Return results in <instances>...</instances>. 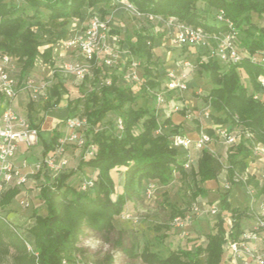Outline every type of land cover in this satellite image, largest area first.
Here are the masks:
<instances>
[{
    "label": "trees",
    "instance_id": "obj_1",
    "mask_svg": "<svg viewBox=\"0 0 264 264\" xmlns=\"http://www.w3.org/2000/svg\"><path fill=\"white\" fill-rule=\"evenodd\" d=\"M17 1L36 11L29 13L17 2L0 0V53L21 64L23 77L36 66L38 59H41L43 64L54 66L52 46L68 37L67 26L70 19L83 16L85 7L95 8L100 4H108L111 0ZM128 1L144 16L152 15L163 19L174 17L180 22L203 27L210 32L227 31L225 25L217 26L206 22L197 9V4L202 2L217 12L223 10L225 17L233 23L239 35L244 34V37L238 39L241 50L247 52L264 50V26L253 22V14L264 18V0ZM40 9L49 12L45 18L39 12ZM100 11L104 17L106 11L101 8ZM44 45L49 47L41 51L40 47ZM157 45L154 35L142 31L129 46V53L133 59H138L140 66L144 65L145 80L142 83L148 89L157 82L156 68L160 63L154 59L153 53ZM221 64L214 60L200 64L209 83L213 85L206 99V104L213 110L210 120L212 123L238 124L240 129L253 135L255 143L264 145V102L254 98L256 94L263 93L258 77L264 74V70L246 59L236 65ZM108 69L105 65L93 61L92 89L85 92L88 80L86 77L80 86V96L68 101L65 111L51 112V109L58 106L68 93L62 80L54 82L46 89L45 97H42L44 115L38 122L34 117L37 112L35 101L28 103L26 119L29 128L38 133L37 140L42 146L43 159L60 145L59 140L64 135L55 127L50 141L46 142L40 135L45 119L53 117L62 122L67 117H75L73 110L77 105L82 106V118L88 122L87 145H95L96 152L93 157H82L76 169L62 171L57 177L53 178L47 171L36 175V178H44L40 187V198L46 207V213L35 214V222L25 230V235L14 232L11 223L0 215V263L10 257L11 264H63V261L73 264L75 256L81 251L78 244L89 230L103 235L105 242H112L110 236L115 232V218L123 213L127 202L142 199L147 182L157 181L167 186L176 173L186 179L190 170L195 185L190 198L194 202L199 197L207 196L208 189L204 184L208 181H217L224 170L225 164L220 153L212 152L209 148H204L200 152L196 167L186 169L187 159L181 158L186 151L174 147L171 142L173 135L181 133L179 125H174L170 117L163 119L161 123L158 107L156 109L136 107V96L131 87L122 80L124 71L120 77L108 76ZM239 70L246 73L250 88L242 82ZM108 77L111 78L109 84L102 80ZM3 99L4 97L0 95L1 102ZM2 112L3 107L0 106V116ZM111 112L120 113L119 119L123 122L121 132L116 126V133L109 129L97 128ZM182 115L185 116L184 113ZM235 117L238 118V123L235 122ZM164 128L170 130L167 132ZM160 130L164 132L160 133ZM197 130L201 131V125H197ZM204 131L218 141L210 127H206ZM249 145L250 141L242 138L238 146L228 150L227 177L230 182H233L235 174L247 169L252 155ZM120 167L125 168L124 185L122 193L117 194L111 172ZM86 168L95 172L93 196H90L88 191H81L80 187H73L68 183L76 172ZM252 182L253 179L249 184ZM19 193L20 189L16 187L7 190L1 196V206L10 205ZM258 194L264 195V189H260ZM230 195V190L220 195V211L216 215L214 231L207 235L205 245H197L193 250L178 247L167 256H162L145 246L138 252L134 245L124 246L122 232L118 233L112 244L128 257L137 258L144 264H221L227 243V231L222 214L226 212L231 215L235 229L231 235L233 240H237L242 233L241 220L246 216L244 211L232 207ZM188 211L189 207L172 208L170 222L177 217H185ZM163 228L170 229V225L156 226L157 231ZM26 241L39 253L38 258L28 251ZM114 263V255L108 252L97 264Z\"/></svg>",
    "mask_w": 264,
    "mask_h": 264
},
{
    "label": "rangeland",
    "instance_id": "obj_2",
    "mask_svg": "<svg viewBox=\"0 0 264 264\" xmlns=\"http://www.w3.org/2000/svg\"><path fill=\"white\" fill-rule=\"evenodd\" d=\"M8 1L17 2L20 6L25 7L29 13H34L36 11L23 2L17 0ZM100 8L106 11L104 17H102ZM197 9L207 23L221 26V23L216 19L217 11L202 2L197 4ZM39 12L42 13L44 18L45 15L49 13L45 9H40ZM95 15L101 16L104 20L108 21L111 33L117 37V41L113 42L117 57L116 63L107 70L108 76L117 75L120 77L123 68L119 63L133 59L129 53V46L131 42L136 40V35L138 33L147 31L156 37L158 45L153 49V53L154 59L160 63L156 68L157 82L155 86L149 89L145 88L143 84L145 80V75H143L144 65L142 64L138 70L141 80L130 86L132 92L136 96V107L140 106L152 109L157 106L153 92L164 88L167 70H173L175 73L184 72L187 73L188 89L183 92L187 91V93L167 92L165 95L166 105L164 104L165 108H163V111H171V108L176 109V107H178L179 110H175V112L184 113L185 116H187L189 125L192 126L194 131L197 130L198 124L202 127H206L207 124H212V121L206 119L202 113L207 110L206 99L213 85L209 83L205 76L206 73L197 60L196 51L194 49L179 48L173 43L174 26H169L166 22L159 19L151 21L145 17L138 18L129 11L123 9L117 0H111L108 4H100L95 8L85 7L83 9V16L69 20L67 26L69 31L68 37L65 40L58 41L52 46L53 67L50 64H43L42 60L38 59L36 66L21 77V64L13 61L12 65L14 69L11 75L19 83L17 98H23L21 99L22 101H19L20 106L23 108L18 111L23 117L27 118V105L30 101L34 100L37 110L34 117L37 122L40 120L44 115V100L42 97H45L46 89L56 81L62 80L68 93L58 106L51 109L52 113H60L62 110L65 111L68 101L80 96V86L83 81L77 78L72 72H66L65 67L66 65L75 66L82 64L83 60L75 49L66 50L64 42L73 38L77 32L85 29L89 25L90 19ZM253 22L264 26V18L257 17L255 14H253ZM239 37L238 39L240 40L244 37V34L239 35ZM48 47L49 45H44L40 47V50L44 51ZM136 60L139 61L138 59ZM186 62L189 63L187 66L185 65ZM239 72L242 82L250 88L246 73L241 70H239ZM54 74L57 78L56 76L54 77ZM87 77L88 80L86 81L85 92H89L92 89V82L94 79L92 70ZM110 79L111 78L108 77L106 80H102L109 81ZM34 89L37 90L35 99L33 98L35 94ZM172 93L174 94L172 95ZM2 103L3 102L0 100V106ZM73 112L75 117L82 118L83 109L81 105H77ZM211 113H213V110H211ZM119 114V112H111L97 128L109 129L116 133L117 130L115 126L120 117ZM165 115L166 114L163 113L162 116ZM66 119L62 122L54 121V124L57 123V129L64 135H68L69 133L65 127ZM160 122L162 123L163 120H160ZM52 127H54V125L50 128ZM169 130L170 129L166 131L168 132ZM159 132L162 133L164 130H160ZM87 133L88 131L86 129L84 134L87 135ZM38 145L39 146L35 147L36 149L30 146L29 150V153L32 154L36 160L42 159L40 142H38ZM61 146L64 148V156L68 159V165L63 171L76 169L83 157V151L69 142H65L61 144ZM209 148L218 152V154L220 153L221 160L224 162L225 167L217 181H213L211 185L206 184L208 189L206 197H199L196 201L192 202L190 194L191 191L195 189V185L190 170H188V177L186 179L176 174L172 182L167 186L161 185L159 182H147V184H145V191L143 192L142 199L133 203L128 202L123 213L115 218V232L110 236L111 241L113 242L117 239L118 233L122 232L123 244L125 247L134 245L138 252H140L145 246H148L150 250L162 256H167L170 251L178 247L193 250L197 245H205L207 235L214 231L216 222L217 214H213L211 209L214 208L216 211H220V195L228 191L226 184L229 182L227 177V146L218 140L210 144ZM191 150L192 153H190ZM200 152L199 149L192 146L188 151L183 152L184 155H182L181 158L191 159V165L194 167V163L196 162L197 156L200 155ZM258 159L264 164L263 158L260 160L258 157ZM94 177L95 174L93 172L84 169L76 172L72 180L68 183L73 187L79 188L83 183H86ZM35 180L34 186L29 187V185H25L10 205L2 207L0 204V215L5 217L12 225H15L21 234H24L25 230L33 225L35 222V214L44 215L46 213V207L43 204V200L40 198V187L43 183V179L35 177ZM260 189H262L260 184L254 179L250 191L240 184H236L230 189V204L232 207L234 206L244 211L246 215L241 220L243 221L241 226L245 230H249L255 225V221L264 209V195L260 196L258 194ZM87 193L93 196L94 190H89ZM113 197L115 198L116 195ZM186 207H189V211L185 214V217H183L185 218V224L183 227L178 228L173 225V222H170L171 210L172 208L184 209ZM222 215L224 217L226 231L230 229L233 230L234 227L231 215L226 212ZM161 224L170 225V229L163 228L157 231L156 226ZM260 237L261 241L258 246L261 250H264V230L261 231ZM112 242H105L103 235L89 230L78 244L81 251L75 256V263L73 264H97L108 252L114 255V264H144L137 258H131L125 255L120 248L114 247ZM11 261L12 259L9 257L7 261L0 264H11Z\"/></svg>",
    "mask_w": 264,
    "mask_h": 264
},
{
    "label": "built area",
    "instance_id": "obj_3",
    "mask_svg": "<svg viewBox=\"0 0 264 264\" xmlns=\"http://www.w3.org/2000/svg\"><path fill=\"white\" fill-rule=\"evenodd\" d=\"M119 5L129 11L138 18L145 17L151 21L156 19L166 22L169 26L175 27L173 43L179 48L194 49L200 64L209 60L218 61L226 66L236 65L243 60H248L252 64L261 67L264 70V50L256 52H247L239 48V33L234 28L233 23L225 17L223 10H219L216 19L221 25L227 26L225 32H210L203 27H194L176 18L171 17L168 20L158 16H144L136 11L135 7L128 0H117ZM117 41V37L111 33L109 22L101 16L95 15L90 19L89 25L82 31L77 32L73 38L64 42L65 48L75 49L83 60L82 64L75 66L66 65V72H72L81 81L90 74L92 63L105 65L110 68L116 63V54L113 42ZM13 59L0 53V95L4 97L3 112L0 116V196L7 190L16 187L20 190L25 187L39 173L47 171L53 178L57 177L68 165V159L64 156V148L61 144L69 142L83 151V157L90 158L95 155L96 147L93 144L87 145V137L84 134L88 126L85 118L72 117L65 122L68 135L60 138V145L48 154L45 159L31 161L24 158L20 161L16 160V153L20 144L31 146L37 142V131L29 128L28 120L23 117L14 107V101L18 96V81L11 75L14 69L12 65ZM188 62L185 63L187 66ZM123 68L122 80L128 86L139 82L138 70L140 62L131 59L120 62ZM108 84L109 81H106ZM187 73H175L173 70H167L166 83L164 88L154 91L155 102L158 108L162 107L166 102L165 95L167 92H183L188 89ZM261 84L262 95L256 94L255 99H261L264 102V74L258 77ZM35 99L37 90L34 89ZM206 111L202 115L206 119H211V107L206 104ZM179 110L178 107L175 109ZM238 123V118L235 117ZM202 127V126H201ZM206 127H210L214 131V137L224 143L228 150L240 144L242 138L250 141V149L252 152L251 160L247 169L242 173L234 175L233 182H228L226 188L230 190L236 184H243L250 191L251 184L249 181L254 179L264 189V164L259 161L258 157L263 158L264 162V145L254 142L253 135L246 130L239 128L234 124L212 123ZM202 127L196 140H192L187 136L177 133L171 137L172 145L176 148L188 151L192 146L202 151L209 148L210 144L215 143V139L207 134ZM118 131L123 130V122L118 119L116 122ZM210 149V148H209ZM211 150V149H210ZM212 152H216L211 150ZM192 160L187 158L185 168L192 167ZM95 187V178L83 183L80 186L81 191H89ZM150 188V185H149ZM150 191V189H149ZM213 214H217L216 209H211ZM185 218L177 217L173 221V225L181 228L185 224ZM11 229L21 235L19 230L11 224ZM264 230V209L255 221V225L249 230L243 229L237 240H233L231 235L234 229L226 232V246L224 248L223 261L229 260L232 264H264V250L259 248L261 241V231ZM29 252L38 258L39 253L34 249L33 245L25 242ZM222 261V263H223ZM63 264H67L63 261ZM96 264V263H89Z\"/></svg>",
    "mask_w": 264,
    "mask_h": 264
},
{
    "label": "crops",
    "instance_id": "obj_4",
    "mask_svg": "<svg viewBox=\"0 0 264 264\" xmlns=\"http://www.w3.org/2000/svg\"><path fill=\"white\" fill-rule=\"evenodd\" d=\"M186 92H183V94H186ZM174 93H172L173 95ZM21 99H23L22 97L19 99L17 98L15 100V109L18 111V110H22V106H20L19 104V101H22ZM155 100V99H154ZM188 103V102H187ZM166 105V104H165ZM165 105H163L162 107L158 108V114H160V118L163 120L165 118H168L170 117L171 121L173 122L174 125H179V130L181 132V134L187 136L188 138L192 139V140H196L199 136V131L198 130H195L192 128V126L189 125L188 123V119H187V116H183L181 113L179 112H175V109H172L171 108V111H163V108H165ZM157 106H155V109H156ZM173 111V113H172ZM19 112V111H18ZM20 113V112H19ZM163 113H165L166 115L165 116H162ZM21 114V113H20ZM54 121H59L58 119L56 118H53V117H47L45 119V122L42 126V130L40 132V135L43 137V139L46 141V142H49L52 135H53V128L56 127V124H54ZM52 125H54V127L50 128ZM208 125V124H207ZM206 125V126H207ZM33 146V149H36L35 147L36 146H39L38 145V140L35 144L31 145ZM41 146V145H40ZM42 148V146H41ZM30 150V146H26L25 144H20L19 147H18V150H17V153H16V160L17 161H20L24 158H28L29 160L31 161H35L36 159L32 156V154H30L29 151ZM192 153V150L191 152ZM201 154V153H200ZM200 157V155L197 156L196 158V162L194 163V167L197 166V161H198V158ZM87 170H90L88 168H86ZM85 169V170H86ZM92 170H90L91 172ZM95 173V172H93ZM124 173H125V168L124 167H120V168H116L114 170H112L111 172V175L115 181V184H116V193L117 194H120L122 193L123 191V185H124ZM178 174V173H176ZM175 174V176H176ZM180 175V174H178ZM74 176H72L68 182L70 180H72ZM117 177V178H116ZM181 177V175H180ZM41 179H43V182H44V178L41 177ZM36 182V180H31L28 184L26 185H29V187H33L34 186V183ZM157 182V181H155ZM213 183V181H208L207 183L204 184V186L206 187V184L208 185H211ZM207 189V187H206ZM130 203H133V202H136V201H129ZM128 203V202H127ZM127 205V204H126ZM234 207V206H233ZM241 224H243V221H241ZM243 228V227H242ZM223 261V260H222ZM221 264H232L229 260H225L223 261V263Z\"/></svg>",
    "mask_w": 264,
    "mask_h": 264
}]
</instances>
